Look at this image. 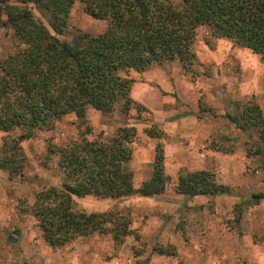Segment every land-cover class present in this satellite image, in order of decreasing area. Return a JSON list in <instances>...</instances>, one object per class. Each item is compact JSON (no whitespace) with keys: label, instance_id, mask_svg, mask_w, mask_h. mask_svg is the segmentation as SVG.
I'll use <instances>...</instances> for the list:
<instances>
[{"label":"rangeland","instance_id":"374dc122","mask_svg":"<svg viewBox=\"0 0 264 264\" xmlns=\"http://www.w3.org/2000/svg\"><path fill=\"white\" fill-rule=\"evenodd\" d=\"M168 1L175 6L180 2ZM32 10L46 23L34 5ZM2 19L0 62L18 47L5 16ZM105 26L106 20L90 16L84 3L74 0L59 37L97 34ZM193 50L197 61L189 70L178 59L130 70L134 103L129 110L120 103L110 112L90 106L85 110L88 139H106L120 127H134L128 162L134 188L151 176L156 144L163 145L167 180L161 194L74 196L75 209L89 213L118 208L128 213L137 238L131 234L115 242L109 234L93 233L59 248L43 240L28 209L38 191L61 187L58 154H49L48 148L63 146L85 131L69 113L21 142L22 175L9 178L0 169V264H264V199L252 197L264 193V154H250L264 148V141L256 130H240L226 116L238 113L245 103L258 105L264 115V62L250 49L212 36L204 25L196 29ZM147 128L161 131V137L148 136ZM19 131L0 130V144ZM197 170L212 173L228 191L195 196L174 191L179 175Z\"/></svg>","mask_w":264,"mask_h":264},{"label":"trees","instance_id":"16d2710c","mask_svg":"<svg viewBox=\"0 0 264 264\" xmlns=\"http://www.w3.org/2000/svg\"><path fill=\"white\" fill-rule=\"evenodd\" d=\"M80 1L90 16L106 20V26L97 34L77 32L61 39L74 0H0V28L5 16L18 42L17 49L0 62V130H20L2 140L0 169L9 178L22 175L21 142L36 129L51 128L66 114L74 113L85 128L78 139L48 148L49 154H58L61 187L41 189L28 209L43 240L53 248L93 233L109 234L115 242L135 234L128 213L118 208L89 213L75 209L74 196L119 199L134 193L155 196L165 189L162 143L156 144L151 176L134 188L128 166L134 127H120L106 139H88L86 107L110 112L120 103L129 110L134 103L129 94L130 70L144 71L173 59L189 70L197 61L193 43L202 25L212 36L230 39L264 62V0H179L178 6L168 0ZM33 5L46 23L35 16ZM226 116L240 130H256L264 141V115L258 105L245 103L238 113ZM145 131L156 138L162 133L153 128ZM263 152L257 147L250 154ZM174 191L216 195L228 187L212 173L197 170L179 175ZM252 197L264 199V193Z\"/></svg>","mask_w":264,"mask_h":264},{"label":"crops","instance_id":"0c3cea01","mask_svg":"<svg viewBox=\"0 0 264 264\" xmlns=\"http://www.w3.org/2000/svg\"><path fill=\"white\" fill-rule=\"evenodd\" d=\"M144 198H152V197H144Z\"/></svg>","mask_w":264,"mask_h":264}]
</instances>
